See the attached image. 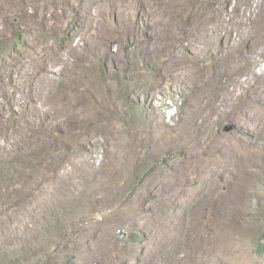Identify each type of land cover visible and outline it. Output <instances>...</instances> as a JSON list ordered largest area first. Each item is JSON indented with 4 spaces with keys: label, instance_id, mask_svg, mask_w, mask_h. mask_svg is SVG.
<instances>
[{
    "label": "rangeland",
    "instance_id": "1",
    "mask_svg": "<svg viewBox=\"0 0 264 264\" xmlns=\"http://www.w3.org/2000/svg\"><path fill=\"white\" fill-rule=\"evenodd\" d=\"M30 149L0 264H264V0H0V164Z\"/></svg>",
    "mask_w": 264,
    "mask_h": 264
},
{
    "label": "trees",
    "instance_id": "2",
    "mask_svg": "<svg viewBox=\"0 0 264 264\" xmlns=\"http://www.w3.org/2000/svg\"><path fill=\"white\" fill-rule=\"evenodd\" d=\"M168 33H170V31L166 30L163 33H160V35L166 36ZM36 151L37 149H30L25 153L16 151L12 154L11 158L6 163L0 164V194L1 195H5V196L8 195V193H10V190L14 186L15 187L19 186L23 182V180L20 182L19 176L9 175L5 172L15 164L17 166L20 165L22 168L23 166H25V164L28 165L31 160H35Z\"/></svg>",
    "mask_w": 264,
    "mask_h": 264
},
{
    "label": "bare ground",
    "instance_id": "3",
    "mask_svg": "<svg viewBox=\"0 0 264 264\" xmlns=\"http://www.w3.org/2000/svg\"><path fill=\"white\" fill-rule=\"evenodd\" d=\"M256 75H257V74H256ZM252 76H253V75H252ZM255 77H256V76H255ZM249 82H250V80H249ZM255 82H256V80H255ZM247 83H248V81H247ZM254 84H255V83H254ZM247 85H248V84H247ZM251 86H252V85H251ZM251 88H252V87H251ZM219 96H220V95H219ZM222 97H223V96H222ZM217 99H218V98H217ZM215 101H216V100H215ZM216 102H217V101H216ZM216 102H215V103H216ZM215 103H214V104H215ZM217 103H218V102H217ZM213 106H214V105H213ZM216 110H217V109H216ZM216 112H217V111H216ZM222 147H223V146H222Z\"/></svg>",
    "mask_w": 264,
    "mask_h": 264
},
{
    "label": "water",
    "instance_id": "4",
    "mask_svg": "<svg viewBox=\"0 0 264 264\" xmlns=\"http://www.w3.org/2000/svg\"><path fill=\"white\" fill-rule=\"evenodd\" d=\"M228 128H229V127H227V129H226V130H228ZM118 236H119V237H123V236H124V234H121V233H119V234H118Z\"/></svg>",
    "mask_w": 264,
    "mask_h": 264
}]
</instances>
